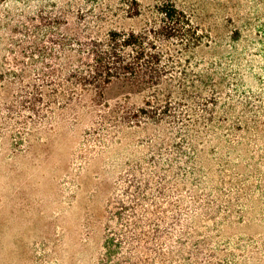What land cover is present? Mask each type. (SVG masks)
<instances>
[{"label":"rangeland","instance_id":"rangeland-1","mask_svg":"<svg viewBox=\"0 0 264 264\" xmlns=\"http://www.w3.org/2000/svg\"><path fill=\"white\" fill-rule=\"evenodd\" d=\"M163 1L200 36L171 109L67 91L76 31ZM0 264H264V0H0Z\"/></svg>","mask_w":264,"mask_h":264},{"label":"trees","instance_id":"trees-1","mask_svg":"<svg viewBox=\"0 0 264 264\" xmlns=\"http://www.w3.org/2000/svg\"><path fill=\"white\" fill-rule=\"evenodd\" d=\"M75 33L77 48L67 51V91L89 95L95 104L116 106L117 114L132 111L122 103L123 97L139 94L145 95L144 104L155 112L171 109L175 103V68L182 59L180 55L175 59V51L188 50L200 41L198 25L172 1L156 4L141 29L115 27ZM175 39L180 47H175ZM184 72L177 81L186 95L188 83L196 79L191 72ZM137 110L144 112L145 108Z\"/></svg>","mask_w":264,"mask_h":264}]
</instances>
